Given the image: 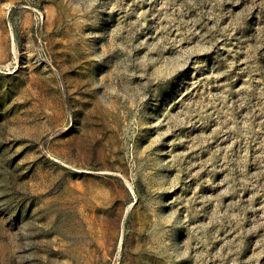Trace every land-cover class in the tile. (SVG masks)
I'll return each instance as SVG.
<instances>
[{
  "label": "rangeland",
  "instance_id": "rangeland-1",
  "mask_svg": "<svg viewBox=\"0 0 264 264\" xmlns=\"http://www.w3.org/2000/svg\"><path fill=\"white\" fill-rule=\"evenodd\" d=\"M0 264H264V0H0Z\"/></svg>",
  "mask_w": 264,
  "mask_h": 264
}]
</instances>
